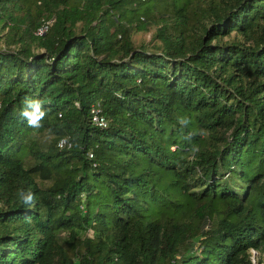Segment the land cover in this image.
Masks as SVG:
<instances>
[{
  "label": "trees",
  "instance_id": "obj_1",
  "mask_svg": "<svg viewBox=\"0 0 264 264\" xmlns=\"http://www.w3.org/2000/svg\"><path fill=\"white\" fill-rule=\"evenodd\" d=\"M263 263L264 0H0V264Z\"/></svg>",
  "mask_w": 264,
  "mask_h": 264
},
{
  "label": "clouds",
  "instance_id": "obj_2",
  "mask_svg": "<svg viewBox=\"0 0 264 264\" xmlns=\"http://www.w3.org/2000/svg\"><path fill=\"white\" fill-rule=\"evenodd\" d=\"M41 103L42 101L40 100L25 98L24 107L21 110V116L27 118L29 126L37 125L40 121L41 115H45V113H39V106ZM29 108H31L32 111H29ZM20 197L22 198V193H20Z\"/></svg>",
  "mask_w": 264,
  "mask_h": 264
},
{
  "label": "built area",
  "instance_id": "obj_3",
  "mask_svg": "<svg viewBox=\"0 0 264 264\" xmlns=\"http://www.w3.org/2000/svg\"><path fill=\"white\" fill-rule=\"evenodd\" d=\"M48 28V24H42L40 27H38L36 34L38 35H42L45 33V31ZM90 115H91V120L93 122L94 125L100 127V128H104L107 126V119L105 118V116L103 115L101 108L99 106V103H94L91 105L90 107ZM58 145L60 147H63L65 145H67V142L65 140H60Z\"/></svg>",
  "mask_w": 264,
  "mask_h": 264
},
{
  "label": "rangeland",
  "instance_id": "obj_4",
  "mask_svg": "<svg viewBox=\"0 0 264 264\" xmlns=\"http://www.w3.org/2000/svg\"><path fill=\"white\" fill-rule=\"evenodd\" d=\"M150 36H151V31H147V32H139V33H133L132 37H133V40L136 44H138L139 42L141 41H148L150 39ZM91 232H89L90 234ZM81 237H85L86 236V233H82L80 235ZM264 264V263H263Z\"/></svg>",
  "mask_w": 264,
  "mask_h": 264
}]
</instances>
